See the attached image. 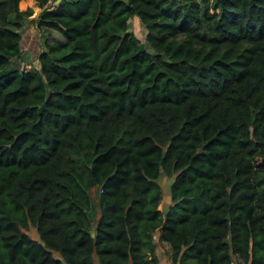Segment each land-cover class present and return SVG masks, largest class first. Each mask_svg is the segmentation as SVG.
<instances>
[{
	"label": "trees",
	"instance_id": "1",
	"mask_svg": "<svg viewBox=\"0 0 264 264\" xmlns=\"http://www.w3.org/2000/svg\"><path fill=\"white\" fill-rule=\"evenodd\" d=\"M34 1L19 70L0 0V264H264V0Z\"/></svg>",
	"mask_w": 264,
	"mask_h": 264
},
{
	"label": "rangeland",
	"instance_id": "2",
	"mask_svg": "<svg viewBox=\"0 0 264 264\" xmlns=\"http://www.w3.org/2000/svg\"><path fill=\"white\" fill-rule=\"evenodd\" d=\"M27 4H30L29 8L32 10V13H38L40 10L38 8L37 4H32L31 2H28ZM32 5V6H31ZM35 18V17H34ZM33 17L30 19H25L21 22V26L18 29V32L20 34V50H21V56H19L17 59H11L10 65L13 68H17L19 70L23 69H29V68H38L37 61H36V54L38 53L39 49L41 48L42 41L44 39L43 32L37 30L35 25V19ZM129 30L134 34V36L142 43L144 42V29L143 27L138 23L137 18H133L129 20ZM172 178H166L165 176L161 175L157 183L160 187L161 195L168 193V187L171 182ZM93 202L96 200V197L94 195V192L91 191L90 194ZM93 210L96 212V205L93 203ZM24 232L34 240L37 239L36 232L33 228L28 226ZM156 257H159L160 259H165V248L161 244L159 245V251L156 252Z\"/></svg>",
	"mask_w": 264,
	"mask_h": 264
},
{
	"label": "crops",
	"instance_id": "3",
	"mask_svg": "<svg viewBox=\"0 0 264 264\" xmlns=\"http://www.w3.org/2000/svg\"><path fill=\"white\" fill-rule=\"evenodd\" d=\"M20 2H24V5H20V3L18 4V9L19 10H24V9H26V8H29V6H30V4H27L28 2H27V0H20ZM30 2L32 3V4H37L34 0H30ZM32 6V5H31ZM37 15V12L36 13H33L32 14V16H31V18L33 17H35ZM30 19V18H29ZM155 241H156V235H155ZM159 245H161V244H159V243H156V247H155V256H156V252H158L159 251ZM163 246H164V248H165V259H160L159 257H156L157 259V264H169V261H168V249H167V246L165 245V244H162ZM94 262H95V264H98V262L96 261V259L94 260Z\"/></svg>",
	"mask_w": 264,
	"mask_h": 264
},
{
	"label": "water",
	"instance_id": "4",
	"mask_svg": "<svg viewBox=\"0 0 264 264\" xmlns=\"http://www.w3.org/2000/svg\"><path fill=\"white\" fill-rule=\"evenodd\" d=\"M58 1L59 0H55L53 4H56ZM170 204H171L170 195L168 193L162 194L159 205H158V209L161 212L163 217H165L167 215ZM92 235H93V231H91V236Z\"/></svg>",
	"mask_w": 264,
	"mask_h": 264
}]
</instances>
